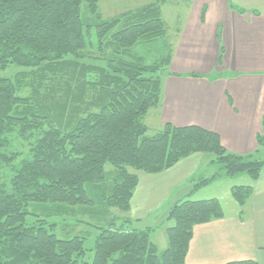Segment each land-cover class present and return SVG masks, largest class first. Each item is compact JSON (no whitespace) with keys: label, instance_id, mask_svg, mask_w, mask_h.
Listing matches in <instances>:
<instances>
[{"label":"trees","instance_id":"16d2710c","mask_svg":"<svg viewBox=\"0 0 264 264\" xmlns=\"http://www.w3.org/2000/svg\"><path fill=\"white\" fill-rule=\"evenodd\" d=\"M169 1L156 0L130 17L99 22L94 26L96 50L89 52L80 7L84 3L98 18V0H0V71L8 66L23 70L13 81L0 77V164L14 161L2 150L15 129L23 139L35 132L40 136L31 159L21 162L11 179L10 190L0 187V264H184L192 228L223 217L216 200L173 205L167 215L172 223L166 229L167 248L160 254L149 230L128 229L127 221L116 226L110 220L105 228H96L94 245L86 248L81 237L58 239L57 223L28 209L58 206L53 211L56 217L64 213L62 206L97 204L106 215L111 209L127 212L138 173H162L197 153L211 156V165L221 167L219 176L258 178L264 160L227 152L213 132L163 124L147 135L142 119L159 104L160 75L170 63V53L162 65L159 60L147 64L132 49L165 39L160 5ZM26 82L29 95L19 97ZM52 91L61 97L46 98ZM82 107L80 114L68 116L66 131L52 127L58 109L67 113ZM63 117L56 123L61 124ZM44 123L49 126L45 131ZM256 139L258 146H264L263 135ZM106 164L114 176L104 191ZM211 180L198 181L193 190ZM90 190L98 193L95 204ZM251 194L249 186L231 189L240 207Z\"/></svg>","mask_w":264,"mask_h":264},{"label":"crops","instance_id":"0c3cea01","mask_svg":"<svg viewBox=\"0 0 264 264\" xmlns=\"http://www.w3.org/2000/svg\"><path fill=\"white\" fill-rule=\"evenodd\" d=\"M160 15L170 74L161 78L158 106L144 118L154 123L152 132L163 124L195 126L217 134L229 153L264 160L256 139L264 136V0H172L160 5ZM205 156L190 155L159 174L138 173L123 221L128 229L149 230L157 249L153 237L160 230L166 237L173 205L216 200L223 217L192 228L184 264H264V166L255 181L228 178ZM236 186L252 189L243 207L231 197Z\"/></svg>","mask_w":264,"mask_h":264},{"label":"rangeland","instance_id":"374dc122","mask_svg":"<svg viewBox=\"0 0 264 264\" xmlns=\"http://www.w3.org/2000/svg\"><path fill=\"white\" fill-rule=\"evenodd\" d=\"M156 0H98V18L92 16L84 3H82L80 7V19L82 22L83 30L86 36V43L90 46V50L92 52L96 50V38H95V31L94 26L101 21H111L116 19H124L130 17L131 15L135 14L136 12L148 7L151 4H154ZM167 18V17H166ZM90 26L91 28L86 33L87 27ZM170 43L166 42V39L162 40H154L151 43H140L136 45L132 49V53L142 57L147 64H151L156 61H160L162 65V61L166 55L170 53ZM131 53V50H130ZM169 66V65H168ZM163 67L160 75L161 78H166L169 73V67ZM21 68H17L14 66H8L7 69L4 71H0V77L7 78L10 80H14V76L21 72ZM87 79H92V76H88ZM29 82H26L22 85V89L19 92V97L29 95V88L26 87ZM49 86V85H48ZM45 91V89H44ZM44 96H46L45 92ZM62 95V94H61ZM43 96V95H42ZM48 97H55L56 99L60 98L61 96H56L55 92L52 91L50 96ZM47 104L45 106H49L50 100L47 99ZM158 106V105H157ZM85 108H77L73 112H65L61 111V109L57 110V117H55V123H52V127H59L63 128L64 131L67 130L68 126V116L70 115H77L81 113ZM148 113V112H147ZM63 115L62 123H56V120H60L59 116ZM66 116V117H65ZM146 115L143 117L142 122L148 129V136H151L152 129L155 127L154 123L149 119L144 120ZM42 129L45 131L49 128L48 123H44L42 125ZM161 129V126H160ZM40 138L37 132H35L32 137L29 139H23L18 135V131L15 129L12 134L8 135V147L2 150L8 156H14V161L9 165H1L0 164V187L6 190H10L11 179L14 177L15 172L20 169V164L23 161H29L32 157V148L34 147L36 141ZM205 157H211L210 155H206ZM258 159V157H257ZM218 169H221L219 165H215ZM213 167L210 170L216 171V168ZM107 179V186L105 187L108 190L110 186L111 179L114 175V169L109 165L106 164L104 167ZM134 173V171H131ZM209 172V171H208ZM221 174V173H220ZM209 176H211L209 174ZM100 193V192H99ZM89 194L92 199L91 200L94 204L98 202V193L93 190L89 191ZM108 194V193H107ZM32 206V207H31ZM28 211H31L38 215L40 219H45L47 222L57 223V226L54 230L58 239L67 240L72 237H81L84 239V245L86 248H92L94 245V241L96 236L98 235L99 231L96 228L103 227L105 228V223L110 220L115 221V225L119 226L121 222H123L126 214L124 212H120L116 209H111L107 215L104 213L100 205H94L91 208H68L63 207L64 213L62 215L56 217L53 215V211H55L58 206H50V205H31ZM61 208V207H59ZM74 211V212H70ZM48 214L49 217L46 216ZM156 245L158 253L160 254L163 252V248L167 247V239L163 234V231H158L155 236L153 237ZM164 246V247H163Z\"/></svg>","mask_w":264,"mask_h":264}]
</instances>
